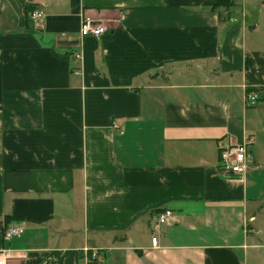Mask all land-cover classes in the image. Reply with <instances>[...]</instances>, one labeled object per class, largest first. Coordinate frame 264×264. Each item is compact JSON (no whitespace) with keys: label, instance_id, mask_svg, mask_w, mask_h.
<instances>
[{"label":"crops","instance_id":"obj_1","mask_svg":"<svg viewBox=\"0 0 264 264\" xmlns=\"http://www.w3.org/2000/svg\"><path fill=\"white\" fill-rule=\"evenodd\" d=\"M215 1L0 0L5 264H264V0Z\"/></svg>","mask_w":264,"mask_h":264},{"label":"built area","instance_id":"obj_2","mask_svg":"<svg viewBox=\"0 0 264 264\" xmlns=\"http://www.w3.org/2000/svg\"><path fill=\"white\" fill-rule=\"evenodd\" d=\"M44 13L40 10H33L29 14L32 22H38L44 19ZM106 32L103 25L93 23L85 19L79 29V34L82 38H100ZM261 92V93H260ZM264 99L262 91L249 92L245 97L246 107H254L258 102ZM252 146V139L248 138L244 144L227 146L219 150V164L222 169L227 170L231 177H241L248 167V159L250 156V147ZM172 216V212L165 210L159 213L155 218V227L165 224ZM20 231L18 229H6L3 231V240L9 241L14 237H18ZM152 247H157V240L152 238ZM0 264H5L4 258L0 257Z\"/></svg>","mask_w":264,"mask_h":264},{"label":"trees","instance_id":"obj_3","mask_svg":"<svg viewBox=\"0 0 264 264\" xmlns=\"http://www.w3.org/2000/svg\"><path fill=\"white\" fill-rule=\"evenodd\" d=\"M233 7H234V4H233V2L230 1V0H216L215 3H214V9H217V8H224V9L228 10V9L233 8ZM29 11H30V10H29ZM29 11H28V12H29ZM250 91H253V90H248V93H249ZM260 91H263V92H264V89H262V90H260ZM9 220H10V219H9L8 217H6V218L4 219V221H6V223H7V221H9Z\"/></svg>","mask_w":264,"mask_h":264}]
</instances>
